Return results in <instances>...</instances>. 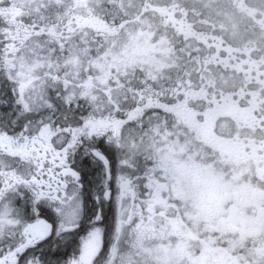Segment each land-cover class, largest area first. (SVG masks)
Wrapping results in <instances>:
<instances>
[{
	"label": "snow or ice",
	"instance_id": "1",
	"mask_svg": "<svg viewBox=\"0 0 264 264\" xmlns=\"http://www.w3.org/2000/svg\"><path fill=\"white\" fill-rule=\"evenodd\" d=\"M0 264H264V0H0Z\"/></svg>",
	"mask_w": 264,
	"mask_h": 264
}]
</instances>
